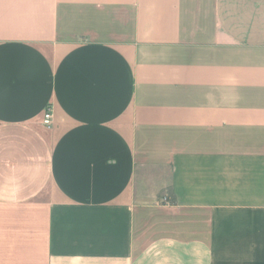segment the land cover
<instances>
[{"label": "crops", "instance_id": "1", "mask_svg": "<svg viewBox=\"0 0 264 264\" xmlns=\"http://www.w3.org/2000/svg\"><path fill=\"white\" fill-rule=\"evenodd\" d=\"M0 264H264V0H0Z\"/></svg>", "mask_w": 264, "mask_h": 264}, {"label": "built area", "instance_id": "2", "mask_svg": "<svg viewBox=\"0 0 264 264\" xmlns=\"http://www.w3.org/2000/svg\"><path fill=\"white\" fill-rule=\"evenodd\" d=\"M43 123L47 126V127H51L53 125V113L52 110L50 108H48L44 114V120Z\"/></svg>", "mask_w": 264, "mask_h": 264}]
</instances>
